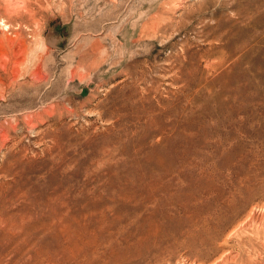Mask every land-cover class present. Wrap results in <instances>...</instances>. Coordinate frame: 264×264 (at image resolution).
<instances>
[{"label": "rangeland", "instance_id": "rangeland-1", "mask_svg": "<svg viewBox=\"0 0 264 264\" xmlns=\"http://www.w3.org/2000/svg\"><path fill=\"white\" fill-rule=\"evenodd\" d=\"M263 214L264 0H0V264H264Z\"/></svg>", "mask_w": 264, "mask_h": 264}, {"label": "bare ground", "instance_id": "bare-ground-1", "mask_svg": "<svg viewBox=\"0 0 264 264\" xmlns=\"http://www.w3.org/2000/svg\"><path fill=\"white\" fill-rule=\"evenodd\" d=\"M16 1V0H15ZM13 2V1H12ZM10 3V2H9ZM18 3V2H17ZM14 5V4H13ZM18 6V5H17ZM7 9V8H6ZM7 10H9V9H7ZM30 11V10H29ZM33 12V11H32ZM264 216V214L262 215V219L264 218L263 217ZM258 217H259V215L258 214H255L254 213V215L252 216V219L251 220H253V222L255 221L256 222V219H258ZM261 218V217H260ZM258 221V220H257ZM259 224V223H258ZM231 257V256H230ZM227 260V259H226ZM219 264V263H218Z\"/></svg>", "mask_w": 264, "mask_h": 264}]
</instances>
